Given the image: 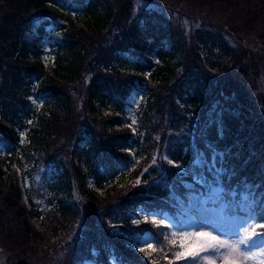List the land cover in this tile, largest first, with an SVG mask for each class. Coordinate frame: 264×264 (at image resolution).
<instances>
[{
	"label": "trees",
	"instance_id": "trees-1",
	"mask_svg": "<svg viewBox=\"0 0 264 264\" xmlns=\"http://www.w3.org/2000/svg\"><path fill=\"white\" fill-rule=\"evenodd\" d=\"M201 1L167 5L188 26L136 0H0L7 264H186L182 235L154 215L218 216L214 186L233 206L264 201V0ZM35 165L56 167L46 205L27 186ZM147 232L156 250L140 252Z\"/></svg>",
	"mask_w": 264,
	"mask_h": 264
},
{
	"label": "snow or ice",
	"instance_id": "snow-or-ice-1",
	"mask_svg": "<svg viewBox=\"0 0 264 264\" xmlns=\"http://www.w3.org/2000/svg\"><path fill=\"white\" fill-rule=\"evenodd\" d=\"M132 122L133 124L136 122L135 118ZM220 156L223 158L222 154ZM168 163L173 164L174 162L169 160ZM174 166L180 167V165ZM139 183L138 179L137 184ZM212 192L211 199L219 206L213 211L218 212L221 219H209L208 224L202 226L200 231L182 232L183 240L180 247H187L185 241L193 247L191 250L176 252V259L184 261L191 259L193 264H204V262L214 264L215 259H222L223 264H249L254 255L253 249H259L261 254L264 255V222L256 223L257 220L264 221V201L257 202L245 196L239 204L233 206L224 201L222 197L224 189L222 187L214 188ZM228 208H238L245 214L235 219L225 218L224 213ZM144 219L147 221L148 217L145 216ZM152 222L161 225L166 224V220L157 221L155 215L152 217ZM133 223L140 224L141 221L133 220ZM167 226L173 227L172 225ZM209 226L212 227V230H204ZM216 233H219V235ZM171 235L176 236V232H172ZM165 238L167 239V237ZM170 243H175V241H170ZM147 247L152 248L153 251L156 250L150 243L147 244ZM139 251L145 252V248L141 247ZM202 253H205V255L202 256ZM146 255H151V253H146Z\"/></svg>",
	"mask_w": 264,
	"mask_h": 264
},
{
	"label": "rangeland",
	"instance_id": "rangeland-1",
	"mask_svg": "<svg viewBox=\"0 0 264 264\" xmlns=\"http://www.w3.org/2000/svg\"><path fill=\"white\" fill-rule=\"evenodd\" d=\"M201 0H136L137 3V8L142 9L143 7H147V8H155L161 12H164L167 14V16L172 17L175 21L180 19L181 17H183V22L189 23L191 22V20L189 18L184 17L183 15H181L179 12L177 11H172L170 8H168L167 5H169V3H174L175 6L174 7H178V8H190L192 9L194 12H200V8L204 7L205 8V3ZM198 3V4H197ZM200 5V6H197ZM206 9V8H205ZM219 14H224L223 10L219 13ZM226 15V14H225ZM234 23H236L238 25V21H234ZM192 25V24H191ZM244 33L242 32V35ZM53 43V39L50 38L48 40H46L45 45H44V50L45 54H44V59L46 61V63L48 65H50V63H52V55H51V50H50V44ZM262 72V71H261ZM142 95L140 93H133L129 100V119L131 121L132 125L136 124V110H134L133 108H136L138 103L142 101ZM133 118H135V123L133 124ZM136 129V128H135ZM25 136V133L23 132V137ZM137 160V159H136ZM134 161V159H133ZM132 161V164L135 165L136 162ZM29 174H26V179H27V186L28 187H39L40 186L44 189V194L45 197L42 200V203L44 205L48 204V197L47 194L49 193V189L48 186L49 184L53 181V176L56 172V167L54 166H50L47 168H41V166H37L35 165V169L30 166L29 168ZM197 181L202 183L201 179L197 178ZM218 186H214L212 187V189L217 188ZM167 219H169L167 221ZM209 219H213V220H219L221 219V215H215L212 212L209 211V209H207L206 213L204 216H201L199 218H197V221H190V220H186L184 225H179L177 224V222L170 216H167L166 214L163 215V217L161 218V220H166V224L167 225H172L173 227L172 230L178 234H181L182 232H195V231H200L202 226L208 224ZM204 230H212V227H206L204 228ZM217 235H219V233H216ZM143 241L136 246V249L139 250V248L144 247L145 249L148 248L147 244H152L154 242V238H152L150 233H146L143 237ZM221 238H232V237H221ZM186 245L189 247V250L192 249V245L188 244L187 241H185ZM253 253L254 255L252 256L251 260L249 261V264H264V255L261 254L259 249H253ZM202 256L205 255V253L201 254ZM111 264H121L119 261H116V259L112 256V258L110 259ZM0 264H7V255L6 253L1 252L0 253ZM86 264H101V263H97L95 261H88ZM103 264V263H102ZM126 264V263H124ZM186 264H193L192 260L189 259L187 261ZM207 264V262H206ZM214 264H223V260L222 259H215L214 260Z\"/></svg>",
	"mask_w": 264,
	"mask_h": 264
}]
</instances>
